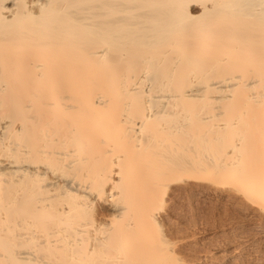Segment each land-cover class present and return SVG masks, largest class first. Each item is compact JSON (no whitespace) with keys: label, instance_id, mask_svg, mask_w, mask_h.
I'll return each mask as SVG.
<instances>
[{"label":"bare ground","instance_id":"6f19581e","mask_svg":"<svg viewBox=\"0 0 264 264\" xmlns=\"http://www.w3.org/2000/svg\"><path fill=\"white\" fill-rule=\"evenodd\" d=\"M186 181L264 220V0H0V264H183Z\"/></svg>","mask_w":264,"mask_h":264},{"label":"rangeland","instance_id":"374dc122","mask_svg":"<svg viewBox=\"0 0 264 264\" xmlns=\"http://www.w3.org/2000/svg\"><path fill=\"white\" fill-rule=\"evenodd\" d=\"M199 184L186 181L174 185L160 214L164 236L180 261L264 264V232L252 229L259 223L264 226L261 215L255 213L257 208L247 206L233 188L212 182Z\"/></svg>","mask_w":264,"mask_h":264}]
</instances>
